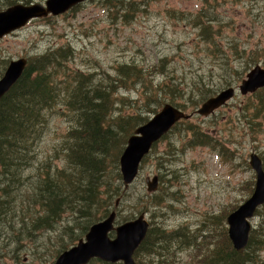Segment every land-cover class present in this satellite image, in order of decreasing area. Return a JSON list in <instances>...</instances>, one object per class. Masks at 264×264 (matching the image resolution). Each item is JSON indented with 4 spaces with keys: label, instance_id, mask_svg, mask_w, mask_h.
<instances>
[{
    "label": "rangeland",
    "instance_id": "1",
    "mask_svg": "<svg viewBox=\"0 0 264 264\" xmlns=\"http://www.w3.org/2000/svg\"><path fill=\"white\" fill-rule=\"evenodd\" d=\"M6 4L0 0V10ZM60 48L70 52L54 73L56 80L64 78L63 70L93 74L94 83L130 72L131 81L117 87L112 117L129 112L148 120L166 103L192 113L205 99L238 87L256 65L264 68V0H86L75 11L33 19L0 38V77L11 60L35 59ZM62 107L48 112V125L23 177L9 185L10 177L3 176L8 190L1 194L9 213L0 217V247L16 251L15 264H54L85 236L91 219L102 220L114 206L118 180L113 168L102 206H86L88 182L84 190L69 192L68 203L37 201L36 184L45 174L56 182L75 170L66 132L76 128L77 120L68 107L59 112ZM196 132L207 134L210 142L200 143ZM118 133L119 145L126 132L118 128ZM253 151L264 165V87L236 93L211 116L180 121L142 163L136 182L122 196L118 222L143 213L166 234L177 230L170 264H204L207 251L210 264H264V203L250 219V244L240 256L231 255L227 222L254 192ZM153 175H159L160 186L151 194L145 178ZM153 243L162 244L156 232L135 252L137 264H158L160 257L150 252Z\"/></svg>",
    "mask_w": 264,
    "mask_h": 264
},
{
    "label": "trees",
    "instance_id": "2",
    "mask_svg": "<svg viewBox=\"0 0 264 264\" xmlns=\"http://www.w3.org/2000/svg\"><path fill=\"white\" fill-rule=\"evenodd\" d=\"M6 1V5L11 6L17 0ZM77 6L72 8V11H75ZM69 52V48H60L50 53L46 52L35 59H29L21 78L0 100V217L9 213L7 208L4 209V201L2 200L4 195L1 194L8 190V187L2 186L4 184L3 176L10 177L9 185H15L23 177L24 172L33 163L36 144L48 125V112L57 105H61L63 107L59 112H65L64 107H68V110L75 113L77 120L76 128L71 130L70 127L66 132L70 136L67 142L68 157L71 163L75 165V170L56 182L50 174H45L36 184L37 201L68 203L69 201L65 199L70 191L77 188L84 190L88 185L87 197L84 200L86 206L90 208L95 205L102 206L105 201L103 194L108 193L110 189L108 176L113 168L118 180L117 187L111 196L114 198V206L110 210L107 209L102 218L107 217L115 209L117 211L116 222H118L122 196H127L128 193V190L124 191L120 157L129 137L148 120L129 112H123L117 117H112L117 87L119 85L125 87V84L131 81L130 72H120L116 77L109 75L107 80L94 83L93 74L87 75L77 70L72 72L63 70L64 78L56 80L54 73L57 72L58 68L64 66L63 60L68 59ZM52 67L54 68L53 71H51ZM105 81L108 82L105 83ZM124 121L125 124H122ZM118 128L126 132L123 134L119 145L117 144L119 139ZM195 136L200 143H208L211 140L204 133L196 132ZM98 174L103 175L94 179ZM86 182L88 183L82 187ZM52 183L56 184L53 189L50 188ZM118 198H120V202L119 206L116 207ZM96 221L100 220L93 218L88 222V225H92ZM205 223L204 221L202 225L204 226ZM154 232L162 244L157 246L153 243L150 252H155L160 257L158 264H170L169 258L174 257L171 254V242L178 233L177 230H172L168 235L164 229L154 227L151 221V228L137 251L145 247L147 240ZM201 235L206 236V233L203 232ZM231 255L240 256L241 253L234 249L231 251ZM92 261L100 264H111L99 259ZM139 264L141 263L139 262ZM204 264H210L209 251L205 254Z\"/></svg>",
    "mask_w": 264,
    "mask_h": 264
},
{
    "label": "water",
    "instance_id": "3",
    "mask_svg": "<svg viewBox=\"0 0 264 264\" xmlns=\"http://www.w3.org/2000/svg\"><path fill=\"white\" fill-rule=\"evenodd\" d=\"M86 0H46L30 5L14 4L5 10H0V38L19 30L36 18L66 13L76 5ZM28 64L23 57L11 60L2 77H0V100L21 78ZM264 87V68L256 65L242 80L236 89L229 86L214 96L205 100L196 112L202 116L213 114L225 105L236 93L243 95L255 93ZM193 114L187 113L171 103L164 106L146 123L140 125L129 137L126 147L120 157V166L124 190H128L137 180L140 166L151 150L169 131L182 119H188ZM250 165L256 173V184L253 194L227 217L229 236L233 246L242 251L246 248L252 225L250 219L256 214L259 205L264 203V166L261 156L253 151L250 154ZM146 190L154 193L159 189L158 175L146 176ZM120 198L116 200L119 206ZM116 212L95 222L78 243L59 254L54 264H88L92 259L115 264H137L134 254L145 240L149 230V220L145 214L120 225H115ZM115 232V236H111Z\"/></svg>",
    "mask_w": 264,
    "mask_h": 264
},
{
    "label": "bare ground",
    "instance_id": "4",
    "mask_svg": "<svg viewBox=\"0 0 264 264\" xmlns=\"http://www.w3.org/2000/svg\"><path fill=\"white\" fill-rule=\"evenodd\" d=\"M159 66H161V65H159ZM158 68H159V67H158ZM158 68H157V69H158ZM160 69H161V68H160ZM118 72H119V71H118ZM158 72H159V71H158ZM115 80H116V79H115ZM115 80H114V81H115ZM206 100H207V99H206ZM45 116H46V115H45ZM63 167H64V166H63ZM54 168H55V167H54ZM63 169H65V168H63ZM171 203H172V202H171ZM171 203H170V204H171ZM41 205H42V204H41ZM116 207H118V206H116ZM114 211L116 212V217H115V222H114L116 226L123 225V224H125V223H127V222H129V221L132 220V219H131V220H128V221H125V222H122V223H118V222H116V220H117V211H116L115 209L112 210V211L109 213V215H110L112 212H114ZM162 213H163V212H162ZM141 214H143V213H141ZM163 214H164V213H163ZM109 215H108V216H109ZM108 216H107V217H108ZM164 216H165V215H164ZM7 218H8V217H7ZM105 218H106V217H105ZM5 219H6V218H5ZM81 219H82V218H81ZM80 222H81V221H80ZM83 222H84V221H83ZM86 222H87V220H86ZM86 222H85V223H86ZM96 222H97V221H96ZM92 223H93V222H92ZM90 225H91V224H90ZM90 225H89V226H90ZM81 227H82V226H81ZM150 228H151V219L149 220V229H150ZM82 229H83V228H82ZM82 229H81V230H82ZM148 231H149V230H148ZM228 232H229V227H228ZM167 236H168V235H167ZM165 239H166V238H165ZM58 241H59V240H58ZM61 241H63V240H61ZM59 242H60V241H59ZM143 242H144V241H143ZM143 242H142V243H143ZM60 243H62V242H60ZM55 244H56V243H55ZM62 244H63V243H62ZM62 244H60V245H62ZM60 245H58V248H59ZM141 245H142V244H141ZM141 245H140V246H141ZM55 247H57V246H55ZM233 247H234V246H233ZM246 248H247V247H246ZM246 248H245L244 250H242V251H239L238 249H236V248L234 247V249H235L237 252L241 253V254L244 253V251L246 250ZM52 249H54V247H52ZM55 249H56V248H55ZM55 249H54V250H55ZM20 258H21V257H20ZM21 259H22V258H21ZM137 262H138V261H137Z\"/></svg>",
    "mask_w": 264,
    "mask_h": 264
},
{
    "label": "flooded vegetation",
    "instance_id": "5",
    "mask_svg": "<svg viewBox=\"0 0 264 264\" xmlns=\"http://www.w3.org/2000/svg\"><path fill=\"white\" fill-rule=\"evenodd\" d=\"M8 247L6 246V249H3L2 247H0V264H9L5 262V259H11L13 260L12 264H15V262L17 261V256L14 254L15 252H10L9 249H7Z\"/></svg>",
    "mask_w": 264,
    "mask_h": 264
}]
</instances>
